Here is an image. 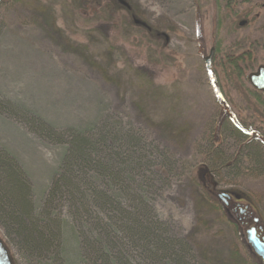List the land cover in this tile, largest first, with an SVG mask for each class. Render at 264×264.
<instances>
[{"label": "rangeland", "instance_id": "1", "mask_svg": "<svg viewBox=\"0 0 264 264\" xmlns=\"http://www.w3.org/2000/svg\"><path fill=\"white\" fill-rule=\"evenodd\" d=\"M114 1L0 0V156H8L24 181L27 221L58 225L61 233L47 250L32 252L0 216V238L13 264H63L65 239L74 257L64 222L75 224L71 202L44 201L72 140L105 130L123 140L110 138L116 156L111 172L144 190L135 199L140 228L154 235L151 244L138 239L115 246L129 264H176L177 257L183 264H220L231 251L246 264H263L245 232L257 219V234L264 233V145L223 119L225 105L203 61L220 30L218 19L230 40L253 36L256 24L238 29L243 15H217L216 3L227 0H121L129 12ZM256 58L245 73L263 64L264 49ZM91 61L113 79L105 80ZM137 68L147 75L138 76ZM104 153L110 162V152ZM206 169L211 186L198 173ZM79 172L82 179L102 182L92 170ZM0 174L3 187L6 175ZM220 193L230 197L223 203L237 228L209 208ZM92 211L75 225L78 248L84 264H104L105 254L97 258L88 242L100 238L94 246L101 252L105 232L96 221L110 225L111 214ZM164 244L170 251L161 249Z\"/></svg>", "mask_w": 264, "mask_h": 264}, {"label": "trees", "instance_id": "2", "mask_svg": "<svg viewBox=\"0 0 264 264\" xmlns=\"http://www.w3.org/2000/svg\"><path fill=\"white\" fill-rule=\"evenodd\" d=\"M241 1V0H236ZM245 1V0H244ZM116 8L119 5L120 9H125L129 12V6L121 0L114 1ZM118 4V5H117ZM236 47L235 51L238 52ZM81 52L80 49H78ZM235 52H223V48L217 50L215 65L209 69L211 71L212 82L216 95L221 100V104L225 105L222 112L223 119L228 117L230 121L233 122L235 128L242 130L243 136L247 135L252 142H257L264 145V93L252 88L247 79V73L245 67H241L242 63L249 62L253 60V56L256 54L250 53H238L234 55ZM89 61V60H88ZM92 62V61H91ZM90 64L96 65L97 68L103 74L105 80H112L111 77L107 75V70L101 65L94 62ZM136 72L138 76L141 74L147 75V70L142 68H137ZM151 79V76L150 78ZM146 81V80H145ZM152 82H146V86H152ZM159 89V88H157ZM160 90V89H159ZM145 93L151 92L149 88H144ZM231 102V109L229 104ZM219 128H217L216 133H218ZM218 136V134H217ZM118 140L120 142L122 139L119 138V134H113L107 132L106 130L102 133L91 135H79L76 136L72 142L71 146H68L67 151L62 159V170L58 173L54 179L51 188L49 189L47 196L45 198L46 205L50 206L56 199H67L72 205V215L76 217L75 222L69 223L68 218L65 220V225L70 228V235L72 236L73 243L72 246L75 247L74 257L68 255V248L65 240H62V247L60 249L64 256L63 264H84V260L81 258V252L79 251L80 241L79 235L76 232V226L80 224V221L86 220L83 213L92 215V206L98 209H106L110 211L112 223L106 225L101 223L100 220L96 221L105 232L103 246L101 245V252L99 248L95 249V244L100 241L96 239L94 242H88L89 249L92 253L97 255L105 254L104 264H126L128 261L123 257L120 251H114L113 249L117 244L131 243L132 241L138 239H145L147 244H151L149 241L153 235L149 232L148 227H142L140 223V218L143 216L141 212L139 213V207L135 202L136 198H140V194L144 192L139 187H134L132 185V180L126 177H118L113 175L111 172L115 170L114 160L116 156H113L112 146L113 140ZM123 142V140H122ZM130 143V140L125 141ZM106 151L110 152V162L105 156ZM125 152L121 154V157L125 156ZM120 157V158H121ZM119 158V159H120ZM11 160L5 154L0 156V173L1 170L6 175L4 188L2 187L0 181V216L9 226L11 231H13L20 239L22 244L32 252H42L44 249H48L52 246L53 241L58 240V236L61 234L59 231V226L55 225L53 227L50 223L38 224V221L28 222L29 218V204L26 200V187L24 181L20 178V172L16 171L12 167ZM257 161V160H256ZM259 161V160H258ZM83 171L86 175L87 172L93 171L99 177H101L102 182L96 183V180L87 177L83 179L80 177V172ZM202 179L208 186H211V176L208 170L204 172H198ZM0 174V180H2ZM107 176V178H106ZM140 185H144L143 181L139 182ZM101 185V186H100ZM103 187V188H102ZM92 190V193L89 192ZM111 190V192L109 191ZM113 193V195H110ZM218 197V194H215ZM144 203V200L141 201ZM215 205L209 208H215L221 211L222 216H224L229 224H232L235 228L236 221L232 220L227 214L226 205L218 197L214 201ZM92 205V206H91ZM205 205V204H202ZM146 206V204H145ZM207 208L208 206L205 205ZM232 209L234 207L232 206ZM212 211V210H209ZM217 211V215L220 213ZM229 216V217H228ZM70 219H72L70 217ZM68 224H67V223ZM43 225V226H42ZM76 225V226H75ZM58 229V230H57ZM121 234V238L117 234ZM124 235V236H123ZM64 236V235H63ZM64 239V238H63ZM117 240V241H115ZM149 242V243H148ZM171 244V243H169ZM164 244V251H170V245ZM125 246L124 244H122ZM163 246V245H162ZM172 250L170 253L172 256L176 255L173 251L174 244H171ZM174 246V247H173ZM27 249V250H28ZM67 255V256H66ZM176 264H183L182 257H177ZM107 259V260H106ZM94 264H98L97 259H94ZM220 264H246L240 254L236 251H231L227 262L220 261Z\"/></svg>", "mask_w": 264, "mask_h": 264}, {"label": "flooded vegetation", "instance_id": "3", "mask_svg": "<svg viewBox=\"0 0 264 264\" xmlns=\"http://www.w3.org/2000/svg\"><path fill=\"white\" fill-rule=\"evenodd\" d=\"M244 5H245V7H243L244 11L239 13V11H241V7ZM227 10H229V13L227 15H224L226 16L225 19H227L228 16H232V17L233 15L236 16V14H238L239 16L243 15V17H241L242 19L237 23L238 29L247 26L249 23L251 24L255 23L256 25L253 27V31H252L253 36L248 35L247 37L244 36L241 37L240 39H235V40H230L231 38L227 39L222 32V29L226 28V26L223 23L221 24L220 20L218 19L217 20L218 26L216 25V27H218V29L220 28V30H217L215 32L213 45L209 48V52L207 56L209 55L211 49L213 50V52L210 59L211 61L210 67L208 68L206 67L207 69H211L212 65H215L217 50H219L220 48H223V52L233 51L235 52L234 55L238 53H250L252 55L253 51L255 54H257L260 49H264V0H245V1L227 0V1H218V3H216L217 15L221 16L223 14V11L225 12ZM228 29L232 31V32L230 31L231 36L232 34L233 35L236 34L234 31L235 30L234 26L231 29L230 27H228ZM236 47L239 49L238 52L235 51ZM253 57H254L253 60L257 59L255 56ZM253 60H251V62ZM248 63L249 62L246 63L243 62L241 67H245V68L248 67L247 66ZM262 63L263 64L260 65L264 66V60Z\"/></svg>", "mask_w": 264, "mask_h": 264}, {"label": "water", "instance_id": "4", "mask_svg": "<svg viewBox=\"0 0 264 264\" xmlns=\"http://www.w3.org/2000/svg\"><path fill=\"white\" fill-rule=\"evenodd\" d=\"M213 50H210V53L207 57L204 58L206 67H210V59L212 56ZM248 82L252 88L255 90L261 91L264 93V66L260 65L257 69L253 72H250L247 75ZM218 197L226 203L225 197L230 198L229 195L225 193H220ZM258 222L257 219H254V224ZM259 230L262 229L261 226L258 227ZM246 234V241L250 245L253 252L261 258L264 264V233L262 236L257 234L255 226H251L245 232ZM0 264H13L11 256L7 247L5 246L4 242L0 238Z\"/></svg>", "mask_w": 264, "mask_h": 264}]
</instances>
